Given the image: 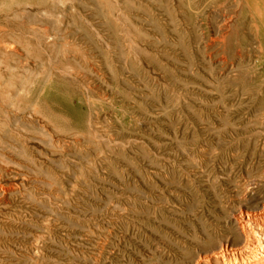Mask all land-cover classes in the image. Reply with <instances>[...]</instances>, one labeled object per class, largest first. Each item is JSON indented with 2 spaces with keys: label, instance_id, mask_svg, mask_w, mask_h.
Instances as JSON below:
<instances>
[{
  "label": "rangeland",
  "instance_id": "rangeland-1",
  "mask_svg": "<svg viewBox=\"0 0 264 264\" xmlns=\"http://www.w3.org/2000/svg\"><path fill=\"white\" fill-rule=\"evenodd\" d=\"M263 2L0 0V264L141 261L145 239L132 209L144 200L145 137L196 126L228 142L243 125L192 117L264 115ZM232 10L241 28L223 41ZM179 33L190 55L177 47ZM8 82L25 88L20 101L8 98ZM250 125L262 143L263 125ZM222 178L198 188L196 208L210 217L238 205L237 196L225 204ZM153 182L180 217L184 188Z\"/></svg>",
  "mask_w": 264,
  "mask_h": 264
},
{
  "label": "bare ground",
  "instance_id": "bare-ground-1",
  "mask_svg": "<svg viewBox=\"0 0 264 264\" xmlns=\"http://www.w3.org/2000/svg\"><path fill=\"white\" fill-rule=\"evenodd\" d=\"M237 13L235 12L234 14H231L229 19L225 20L227 23L225 33L222 35L223 41L227 36L232 38V31L237 32L240 30L241 25L238 24L239 18ZM170 17L173 22H177V24L180 23L179 19L178 21L176 20L177 16H175L174 12H170ZM185 17L186 19H190V17L193 18L192 15H187ZM136 28L132 26L133 31L137 34L136 36L144 41L147 34L145 35L143 34L144 32H139V29L137 30ZM245 28H247L246 25ZM177 37V47L184 54L190 55V53H188L189 47L187 48V45L185 44L186 37H184L181 33H179ZM233 44L234 47L232 48L235 49L238 44L236 45L234 42ZM225 46L226 45L224 44L223 49H226ZM148 60L155 62L156 57L150 55ZM131 63L132 65H135V62L132 61ZM7 84H5V91H7V94L10 96L8 98H12L14 96L13 98L18 101L20 99V91L23 92L25 88H21L22 86L19 87L18 84H10V82ZM28 103L29 101L26 100L22 103L23 110L26 114L32 109H35ZM11 109H14V107H11ZM61 110L62 109H60V111ZM204 115H195L192 117V120L195 122L202 121L205 122V124L210 122L212 123L213 120L219 121L220 124L240 123L243 125V128H241L244 132L249 131L251 134L247 132L249 134L248 136L241 137L243 136L242 134H244V132L240 134L243 131L242 130L240 133L238 132L241 135H238L240 138L234 139V136L231 135L234 140L231 139V141L222 142L224 138L221 140L219 135L216 138L215 133V136H213L214 134L212 133L210 134V131L212 130L209 131L207 126L208 131L206 129L199 130L195 126L196 129L192 127V129L187 128L188 130H184L185 127H183V131H176L175 133L171 132L172 135L161 131L155 132V136H153L155 133L151 135L155 138V140L153 137L151 138V136L145 137L148 138L146 139L147 142H145L142 149V156L144 160L143 178L145 184L144 200L142 202L140 201V206L137 204V207L133 206L132 209V214L141 220L145 245L141 244L142 247L144 246V248H142L143 250H141L143 259H140L141 261L139 262H134L136 259L133 261L132 259L134 258L132 257L131 260H129L130 264H264V156H261L262 154L264 155V141L260 144L258 143V141L260 142L261 140V134H259V130L256 127L257 124H262L264 127V115L242 116L232 114V116L231 114H221L223 116H219L220 114H216L217 116H214L212 114L215 118L210 117L209 115ZM254 124H256V126ZM236 125L237 124H235L234 127H237L236 130H238V126ZM248 125L251 127L254 125L258 130L257 134L259 136L256 132L254 133L252 129L247 130L248 128L246 126ZM262 125H260L261 128H263ZM219 126L221 127V125ZM234 127L233 131H235ZM256 128L254 129L256 130ZM226 135H228V133ZM167 139H171L170 141L173 140L171 142L174 147H172V149H174L172 155L168 151L171 146L167 143ZM153 177H156L160 184L173 185L175 189H178V192L181 188H184L187 192L184 194L189 197L190 201L188 200V203L186 202V210H180L182 213V215L180 214V217L176 216V211H173L175 208L170 210V208H166V206H164L167 204H164L166 201L164 200L165 197L161 191H156L159 188H157L156 183L154 184L155 181L153 182ZM222 177H225V183L227 184L225 189V204L230 206L233 202L232 198L237 196L239 199L238 205L236 208L230 206L232 208L229 209V212L227 211L228 213L223 215V218H220V215L218 214H214L213 216L211 215L210 217L196 208V206L201 205L203 198L200 195L202 192H200L198 188L201 189V187H203L204 181L213 186L216 182H220ZM214 187L215 186H213V188ZM187 197L186 199H188ZM134 198L136 199V197ZM175 199L176 198H174V200ZM182 201L183 200H181V202ZM178 202L180 203V201ZM179 209L180 208L178 207V210ZM225 210L223 212H225ZM189 216L190 219H187ZM172 233L176 236L175 240H173L170 236Z\"/></svg>",
  "mask_w": 264,
  "mask_h": 264
}]
</instances>
